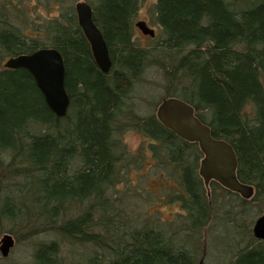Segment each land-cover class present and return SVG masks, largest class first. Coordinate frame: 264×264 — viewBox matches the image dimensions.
Returning a JSON list of instances; mask_svg holds the SVG:
<instances>
[{
	"label": "trees",
	"instance_id": "16d2710c",
	"mask_svg": "<svg viewBox=\"0 0 264 264\" xmlns=\"http://www.w3.org/2000/svg\"><path fill=\"white\" fill-rule=\"evenodd\" d=\"M55 1L58 18L35 27L34 38L0 13V60L56 49L70 97L58 118L28 71L0 69V237L32 252L31 264H199L201 238L220 227L234 239V228L250 245L231 264H264V241L252 239L251 225L244 236L238 228L264 213V0H156L161 37L146 48L133 33L139 0H87L109 48L108 74L78 24L77 0ZM148 74L165 93L155 101L145 93L156 84ZM169 98L191 105L215 139L232 145L250 200L215 182L208 197L198 145L143 111ZM127 128L148 140L157 167L177 175L170 200L180 203L181 230L116 190L128 166Z\"/></svg>",
	"mask_w": 264,
	"mask_h": 264
},
{
	"label": "rangeland",
	"instance_id": "374dc122",
	"mask_svg": "<svg viewBox=\"0 0 264 264\" xmlns=\"http://www.w3.org/2000/svg\"><path fill=\"white\" fill-rule=\"evenodd\" d=\"M80 1L88 2L87 0H77V3ZM53 2L56 1L0 0V13L5 16L7 15V19L13 27L21 29L20 31H22L23 34L27 33L28 36L34 38L36 37L35 27L38 25L40 27L42 22H48L49 20L58 18L59 8L57 5H53ZM155 4L156 0H139L140 9L134 19L133 33L135 35V42L140 47L146 48L148 46L155 45L160 40V30L154 17ZM18 7L21 8L19 11H17ZM19 12L21 15L23 14V16L20 17ZM143 21H148L149 27L156 31L157 38L152 39L151 37L144 35L135 26L136 23ZM7 60L8 58L0 60V69L4 67ZM148 76L147 79H151V82H159L155 79L152 80V76L150 74H148ZM156 84L150 85L147 83L145 85V93L146 96H148L149 101L158 100L161 94L165 95L164 90H161L160 86H158L159 83L157 85ZM141 96L143 95L141 94ZM134 102L140 101L135 99ZM142 106L145 113L152 112L151 114L156 115L157 105L154 109H152L150 102L147 103V105L142 104ZM130 124H133V122ZM131 128H127L128 130L124 131L121 136L122 144L126 150L125 158H127L126 163L128 166L127 170L124 172L122 184L116 190H118L121 196L124 197V195H127L126 198L130 199L131 197L133 199L131 201H135L136 203L138 202L137 204H142V207H138L141 209L144 216L145 214L153 216V218L160 219L165 224L170 222L169 231H171L174 227H176L175 229L177 230L178 228L181 230V228H183L181 224L184 220H182L183 217L180 216L182 213L180 203L177 200L174 201V199L170 200L171 197L176 196V193L180 189L176 181L177 175L174 174V171L171 172L172 170L169 171L165 169L164 166L157 167V163L154 158L155 156L152 149H150V143L138 131ZM138 194L139 196H137ZM207 194L209 198L212 196L210 189H207ZM141 196H145V199H142ZM217 196L218 199H222V196ZM132 212L134 215L135 213L133 210ZM261 215L257 214L254 217L251 216L249 223L245 222L243 223V226L238 227L239 229H242L243 227V232L241 233L242 236L247 234V232L244 231V226L247 227V225H251L248 233H250V235L252 234V239L255 240L253 238V226L255 221ZM176 224H179L180 227L177 228ZM209 229H207V231H209ZM231 229L233 234L237 235L234 239H230L228 236L232 233L230 229L222 230L220 227H215V230H211L208 233L206 231V236L201 238L199 244V264H231L234 257L250 245V241L247 240L249 237L238 236V229ZM214 237L215 239L212 241L211 239ZM2 238L3 236L0 237V241ZM42 240L47 241L48 239ZM18 244L19 242L16 243L15 241V246L11 249L8 258L6 259H4L0 253V264H31L32 252L23 248L21 243L19 245ZM196 245H198V242L195 246Z\"/></svg>",
	"mask_w": 264,
	"mask_h": 264
},
{
	"label": "water",
	"instance_id": "95a60500",
	"mask_svg": "<svg viewBox=\"0 0 264 264\" xmlns=\"http://www.w3.org/2000/svg\"><path fill=\"white\" fill-rule=\"evenodd\" d=\"M75 11L97 67L102 73L108 74L113 64L103 33L94 21L92 7L87 2L80 1L75 5ZM136 27L144 35L155 37V31L145 22L137 23ZM5 68L28 71L51 112L58 118L67 116L70 97L66 90L65 61L59 51L46 48L30 55L11 58L6 62ZM156 118L177 138L198 145L203 156L199 175L207 189L215 182L245 200L253 196V187L241 183L238 179V158L232 145L215 139L210 127L198 118L191 105L178 98L164 99L157 108ZM253 234L257 240H264V215L255 221ZM14 245L15 241L11 235L3 236L0 241V253L3 258L9 256Z\"/></svg>",
	"mask_w": 264,
	"mask_h": 264
},
{
	"label": "flooded vegetation",
	"instance_id": "af4514ba",
	"mask_svg": "<svg viewBox=\"0 0 264 264\" xmlns=\"http://www.w3.org/2000/svg\"><path fill=\"white\" fill-rule=\"evenodd\" d=\"M143 22H145L148 26H149V23H148V21H143ZM137 24V23H136ZM135 24V25H136ZM156 36H157V33H156ZM9 60V59H8Z\"/></svg>",
	"mask_w": 264,
	"mask_h": 264
}]
</instances>
